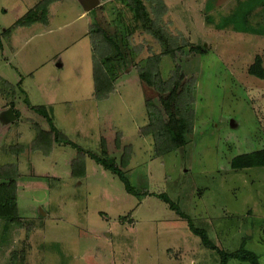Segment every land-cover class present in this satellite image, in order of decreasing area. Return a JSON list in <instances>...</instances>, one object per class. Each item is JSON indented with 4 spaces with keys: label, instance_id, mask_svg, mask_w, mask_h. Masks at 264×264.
<instances>
[{
    "label": "rangeland",
    "instance_id": "obj_1",
    "mask_svg": "<svg viewBox=\"0 0 264 264\" xmlns=\"http://www.w3.org/2000/svg\"><path fill=\"white\" fill-rule=\"evenodd\" d=\"M39 1L0 0V166L14 170L21 218L0 217V264H219L190 222L264 264V166L231 165L264 147V77L250 71L257 53L264 65V0H141L175 57L127 0H54L48 19L16 25ZM91 24L112 38L115 89L104 98ZM156 53L163 78L176 63L195 77L193 129L170 152L140 132L159 92L138 69Z\"/></svg>",
    "mask_w": 264,
    "mask_h": 264
},
{
    "label": "trees",
    "instance_id": "obj_2",
    "mask_svg": "<svg viewBox=\"0 0 264 264\" xmlns=\"http://www.w3.org/2000/svg\"><path fill=\"white\" fill-rule=\"evenodd\" d=\"M54 0H40L33 8H31L24 16L19 18L16 25H29L37 20L48 19V8ZM129 5L134 10V13L142 21L148 20L149 25H145L146 29L154 34L160 43L164 46L163 54H170L175 57L178 44L173 40L163 27L158 24L157 18L150 17L146 7L141 0H127ZM260 5H255L249 10L252 13L255 8ZM91 40L93 43V62H94V78H95V96L97 98L107 97L115 89L116 74L115 65L110 55L112 38L108 35L106 29L99 24L90 25ZM131 33V30H129ZM199 51H206V46L203 48H195ZM161 58L162 54L156 53L148 57L143 66H139L138 72L142 80L148 85L153 86L159 92V104L152 98L146 100V107L149 114V123L140 129L143 134H153L155 144L161 152H170L183 145L187 140V135L193 129V112L190 108L193 85L195 77L187 78L180 63H176L172 75L165 79L161 75ZM250 71L261 77H264L263 57L257 53L254 61L250 66ZM1 79V77H0ZM6 86L10 87L11 82L5 79ZM48 115V113H47ZM52 128L56 132V136L60 132L52 124ZM47 132L46 135H50ZM98 161H102L105 167L118 174L126 185V189L130 192H135L134 187L128 180L125 172L109 159L95 157ZM127 158H123V163H126ZM231 165L234 169L244 168L248 166H264V147L239 153L232 158ZM11 166H0V217L7 218L11 221L21 223V218L18 215L16 205V181L12 174ZM174 208L175 204L170 203ZM192 231L201 236L203 242L221 253V261L219 264H226L228 259L236 257L239 259L252 260L253 264H258L255 259V254L251 251H244L242 248L232 252H225L220 249L207 234V230L202 227H197L190 222Z\"/></svg>",
    "mask_w": 264,
    "mask_h": 264
},
{
    "label": "water",
    "instance_id": "obj_3",
    "mask_svg": "<svg viewBox=\"0 0 264 264\" xmlns=\"http://www.w3.org/2000/svg\"><path fill=\"white\" fill-rule=\"evenodd\" d=\"M98 2V1H97ZM89 3H91V2H89ZM90 5V4H89ZM90 6H92V5H90ZM12 110V109H11ZM12 112H13V110H12ZM13 116L15 117V115L13 114Z\"/></svg>",
    "mask_w": 264,
    "mask_h": 264
}]
</instances>
